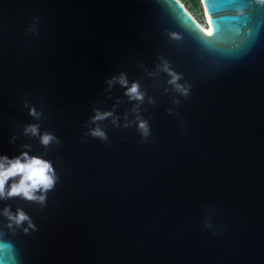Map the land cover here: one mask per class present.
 Wrapping results in <instances>:
<instances>
[{
	"label": "water",
	"instance_id": "1",
	"mask_svg": "<svg viewBox=\"0 0 264 264\" xmlns=\"http://www.w3.org/2000/svg\"><path fill=\"white\" fill-rule=\"evenodd\" d=\"M199 1L0 0V157L54 180L0 264H264V4Z\"/></svg>",
	"mask_w": 264,
	"mask_h": 264
},
{
	"label": "clouds",
	"instance_id": "2",
	"mask_svg": "<svg viewBox=\"0 0 264 264\" xmlns=\"http://www.w3.org/2000/svg\"><path fill=\"white\" fill-rule=\"evenodd\" d=\"M259 2L264 4V0H259ZM181 6L183 7V5ZM205 13L207 14L206 6ZM201 30L204 31L205 35H207L209 38L215 35V28L212 24V18L210 16L208 20V27L206 29L201 27ZM130 91L131 93H135L137 91L136 86L134 85ZM144 127L145 125L141 124V128ZM30 130L33 132L35 131L34 128ZM94 135L102 136L103 133L97 130ZM51 139V136L45 135L42 142L47 145ZM21 159V157H17L14 160H8L7 157H0V197L4 196L5 194V185L8 180L18 175L21 177V179L18 184L14 183L11 186V191L8 193L9 196L22 194L26 199L33 200L36 199L33 194L35 190H38L42 187L45 191H47L53 186L54 180L50 175L52 172V167L49 162L35 157L28 158L27 154L23 155V160L25 162H21ZM6 164L9 166L6 167ZM25 219V215L23 213H19L17 222L23 221Z\"/></svg>",
	"mask_w": 264,
	"mask_h": 264
},
{
	"label": "trees",
	"instance_id": "3",
	"mask_svg": "<svg viewBox=\"0 0 264 264\" xmlns=\"http://www.w3.org/2000/svg\"><path fill=\"white\" fill-rule=\"evenodd\" d=\"M187 3H190L191 4L190 7L188 8L189 10L192 9V8H194V9H196V11H198V12L200 11V13H202L201 12V4H200V1L199 0H185V5Z\"/></svg>",
	"mask_w": 264,
	"mask_h": 264
},
{
	"label": "rangeland",
	"instance_id": "4",
	"mask_svg": "<svg viewBox=\"0 0 264 264\" xmlns=\"http://www.w3.org/2000/svg\"><path fill=\"white\" fill-rule=\"evenodd\" d=\"M182 1H184V4H185V0H182ZM190 3H187L186 4V6L189 8L190 7ZM190 11L195 15V17L197 18V19H199V20H202L203 19V16H202V13H200V11L198 12V11H196V9H194V8H192V9H190ZM203 24H206V23H204L203 22ZM207 27V26H206Z\"/></svg>",
	"mask_w": 264,
	"mask_h": 264
},
{
	"label": "bare ground",
	"instance_id": "5",
	"mask_svg": "<svg viewBox=\"0 0 264 264\" xmlns=\"http://www.w3.org/2000/svg\"><path fill=\"white\" fill-rule=\"evenodd\" d=\"M204 11V10H203ZM205 17H206V24H207V27H208V20H209V16L205 14ZM206 27V28H207Z\"/></svg>",
	"mask_w": 264,
	"mask_h": 264
},
{
	"label": "built area",
	"instance_id": "6",
	"mask_svg": "<svg viewBox=\"0 0 264 264\" xmlns=\"http://www.w3.org/2000/svg\"><path fill=\"white\" fill-rule=\"evenodd\" d=\"M204 25V24H203Z\"/></svg>",
	"mask_w": 264,
	"mask_h": 264
}]
</instances>
